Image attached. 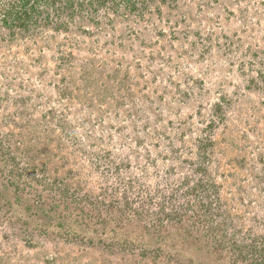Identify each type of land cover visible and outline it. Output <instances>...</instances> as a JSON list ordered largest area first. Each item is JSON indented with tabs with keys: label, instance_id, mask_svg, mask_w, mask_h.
I'll list each match as a JSON object with an SVG mask.
<instances>
[{
	"label": "rangeland",
	"instance_id": "rangeland-1",
	"mask_svg": "<svg viewBox=\"0 0 264 264\" xmlns=\"http://www.w3.org/2000/svg\"><path fill=\"white\" fill-rule=\"evenodd\" d=\"M0 264H264V0H0Z\"/></svg>",
	"mask_w": 264,
	"mask_h": 264
},
{
	"label": "trees",
	"instance_id": "trees-1",
	"mask_svg": "<svg viewBox=\"0 0 264 264\" xmlns=\"http://www.w3.org/2000/svg\"><path fill=\"white\" fill-rule=\"evenodd\" d=\"M27 5H28V4H26V7H27ZM25 9H26L25 7H21V10H25ZM21 10L18 11V12H16V15H17V16H18V15H21V17H22V16H23L22 14H25L24 16L26 17V16L28 15V13L26 14V10H25L24 13H22ZM32 10H33V7H32Z\"/></svg>",
	"mask_w": 264,
	"mask_h": 264
}]
</instances>
